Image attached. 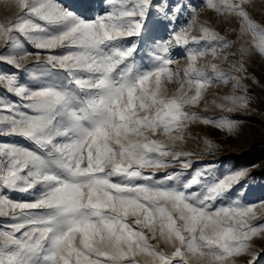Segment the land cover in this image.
I'll use <instances>...</instances> for the list:
<instances>
[{
  "label": "snow or ice",
  "instance_id": "1",
  "mask_svg": "<svg viewBox=\"0 0 264 264\" xmlns=\"http://www.w3.org/2000/svg\"><path fill=\"white\" fill-rule=\"evenodd\" d=\"M9 2L17 11L0 23V264H261L264 201L234 198L252 169L201 162L215 155L210 139L200 154L183 147L196 138L191 125L231 133L241 123L191 108L203 101L205 111L248 115L244 80L264 90L247 68L264 60V22L250 0L187 5L188 23L148 45L153 10L168 15L154 0H105L95 18L63 0ZM203 8L217 23L235 20L236 38L200 21ZM220 85V102L209 104Z\"/></svg>",
  "mask_w": 264,
  "mask_h": 264
},
{
  "label": "rangeland",
  "instance_id": "2",
  "mask_svg": "<svg viewBox=\"0 0 264 264\" xmlns=\"http://www.w3.org/2000/svg\"><path fill=\"white\" fill-rule=\"evenodd\" d=\"M66 5L72 6L78 14L86 18H95L97 15L102 14L107 9V4L105 0H63ZM154 3L164 5L168 10V15H162L159 11L153 10L152 14L149 16L147 22V32L144 36L145 45L151 44L153 41L160 39H167L171 35L172 29H179L180 27L186 25L190 19V9L187 5H201L202 0H154ZM177 5H185L179 13H175L173 19V12ZM17 9L10 4L9 0H0V23L6 22L10 19H13ZM249 11L252 17L258 22H264V0H250ZM200 21H208L212 23L222 35H227L229 39L234 40L236 34L228 31L229 27L238 28V24L235 20L231 21V24L225 22L217 23L215 13L211 10L203 8L200 11L199 15ZM193 34H197L193 32ZM250 39V38H249ZM143 50H146L143 49ZM142 50V51H143ZM174 58H176L174 56ZM180 66L183 67L186 63L183 56L179 57ZM221 67L227 69V65H221ZM248 72L254 75L257 79L260 80L261 84H264V60L261 58L253 57V59L247 64ZM9 72L12 70L9 69ZM244 83L252 90L250 95L252 100L257 98L264 97V90L257 84H254L251 79H245ZM177 85L169 84V91H174ZM226 89L224 85H220L219 89L213 87L209 90L206 100L209 104L213 100L220 102V97L225 93ZM3 89H0V97L5 96ZM190 110L202 112L204 115L209 117H219V116H233L235 115L241 123L239 127L233 132L229 133L223 130H216L211 126H205L202 124L191 125L192 135L196 138L187 139L186 143L183 145L184 149L187 151H192L195 153H202L205 149L203 144L204 139H210L214 144L217 145V148L214 150L215 155H204L202 156L203 161H219V169L221 173L226 172L229 168L235 169L240 167L251 168L254 172L255 167L249 165H236L226 160L225 157L228 154H239L240 147L243 142L244 132L246 129L254 130L252 127V122L249 117L254 115V111L249 109L248 115H241L239 113H227L221 112L218 109L209 107L206 111L204 110V102L202 101L199 107L191 108ZM244 189H238L236 196L234 198H240L244 203L258 205L260 201H264V179L257 178L256 176H248L244 181ZM22 194H17L16 198H21ZM260 220L258 222L264 223V213L262 210L257 207L256 209ZM3 221H0L2 223ZM153 243H156L153 241ZM255 243L259 248L261 241L259 238H256ZM164 247L162 242L159 245ZM167 250V249H165ZM140 264H145L143 258L140 259ZM237 264H244L242 258H237ZM261 264H264V252L261 253Z\"/></svg>",
  "mask_w": 264,
  "mask_h": 264
},
{
  "label": "trees",
  "instance_id": "3",
  "mask_svg": "<svg viewBox=\"0 0 264 264\" xmlns=\"http://www.w3.org/2000/svg\"><path fill=\"white\" fill-rule=\"evenodd\" d=\"M255 113L249 117L254 130L246 129L239 154H228L226 160L236 165L256 166L251 176L264 179V97L253 100Z\"/></svg>",
  "mask_w": 264,
  "mask_h": 264
}]
</instances>
